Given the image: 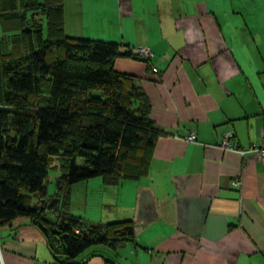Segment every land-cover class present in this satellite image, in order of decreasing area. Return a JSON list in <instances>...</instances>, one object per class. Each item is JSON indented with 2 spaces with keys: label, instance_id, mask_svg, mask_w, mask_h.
<instances>
[{
  "label": "crops",
  "instance_id": "0c3cea01",
  "mask_svg": "<svg viewBox=\"0 0 264 264\" xmlns=\"http://www.w3.org/2000/svg\"><path fill=\"white\" fill-rule=\"evenodd\" d=\"M15 3L0 0V14ZM63 13L70 37L154 52L149 62L114 61L146 93L161 132L148 174L77 187L89 222L131 220L135 241L103 248L88 264H264V160L218 145L228 132L241 149L261 141L264 0H63ZM60 175L50 174L47 191ZM0 236V264H57L26 219Z\"/></svg>",
  "mask_w": 264,
  "mask_h": 264
},
{
  "label": "trees",
  "instance_id": "16d2710c",
  "mask_svg": "<svg viewBox=\"0 0 264 264\" xmlns=\"http://www.w3.org/2000/svg\"><path fill=\"white\" fill-rule=\"evenodd\" d=\"M0 28V230L28 220L57 264H88L134 242L131 220L91 223L70 208L74 184L116 186L149 172L161 132L135 77L114 67L132 51L66 35L63 0H19ZM55 160L61 175L49 194Z\"/></svg>",
  "mask_w": 264,
  "mask_h": 264
},
{
  "label": "built area",
  "instance_id": "2783aa9c",
  "mask_svg": "<svg viewBox=\"0 0 264 264\" xmlns=\"http://www.w3.org/2000/svg\"><path fill=\"white\" fill-rule=\"evenodd\" d=\"M131 54L133 57L141 58L148 62L152 60V58L154 57V52L149 46L133 48ZM152 71L155 74H159L160 72L159 67L154 64L152 65ZM196 138H197L196 132H191L186 136L187 141L193 142L196 140ZM232 138H233L232 133L230 132L225 133L221 141L218 144L219 147H221L224 150L236 152L241 155H243L246 152H258L260 156L262 157V159L264 160V126L262 128L260 144L252 145L249 149H241V148L236 147L232 142ZM234 184L237 186V185H240V182L235 180Z\"/></svg>",
  "mask_w": 264,
  "mask_h": 264
},
{
  "label": "rangeland",
  "instance_id": "374dc122",
  "mask_svg": "<svg viewBox=\"0 0 264 264\" xmlns=\"http://www.w3.org/2000/svg\"><path fill=\"white\" fill-rule=\"evenodd\" d=\"M38 19H40V16H37ZM60 167V164L58 162V160H55L53 163H52V169H51V175L52 177L58 173L59 171L57 169H59ZM82 183V182H81ZM80 183L78 184H74L73 188H72V199H71V212L76 215V216H80L79 214H82V213H79V210H81V212H83V216H81L84 220H87L86 217H84L85 215V208H84V200H82L79 196H77V187H79ZM80 188L82 189V186H80ZM48 191L50 192V194H53L55 193L56 191V185H55V182L54 181H51L50 184H49V189ZM85 210V211H84ZM90 213H93V212H90ZM89 213V215H90ZM52 215H49L47 214V217L50 218ZM27 222H29L28 220H26ZM89 221V220H87Z\"/></svg>",
  "mask_w": 264,
  "mask_h": 264
}]
</instances>
